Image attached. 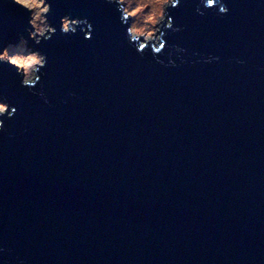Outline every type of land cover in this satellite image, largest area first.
Wrapping results in <instances>:
<instances>
[{
	"label": "water",
	"instance_id": "1",
	"mask_svg": "<svg viewBox=\"0 0 264 264\" xmlns=\"http://www.w3.org/2000/svg\"><path fill=\"white\" fill-rule=\"evenodd\" d=\"M197 3L169 10L164 64L103 0H52L38 85L0 65L17 107L0 133L3 264H264V4ZM62 15L91 38L62 34ZM26 26L0 5V45Z\"/></svg>",
	"mask_w": 264,
	"mask_h": 264
},
{
	"label": "clouds",
	"instance_id": "2",
	"mask_svg": "<svg viewBox=\"0 0 264 264\" xmlns=\"http://www.w3.org/2000/svg\"><path fill=\"white\" fill-rule=\"evenodd\" d=\"M259 2L264 4V0H259ZM181 3L182 0H103L105 6L114 9L119 14L118 20L126 42L137 53L150 52L152 58L159 64L165 63L158 54L162 53L167 45V40L163 38L166 32L180 31L179 27H174L173 17L169 10L179 7ZM0 5L13 10L19 8L27 13V26L25 27L27 39L20 35L16 43L0 45V65H7L14 69V75L20 78L21 87H35L43 75L41 70L47 66V56L36 46H39L42 41H48L57 31L47 19L52 0H0ZM213 6L221 16L229 12L228 0H198L195 11L203 16ZM77 30L87 40L91 38L94 28L87 18H70L69 15L60 17L59 31L62 34L75 35ZM28 41L32 42L31 45ZM175 51L183 53L185 50L176 48ZM167 57V63L175 66L171 52L167 54ZM217 60L219 57L209 56L205 62L210 63ZM237 63H243V61L238 60ZM40 95L44 98L43 92ZM44 99L47 102V99ZM16 112L17 107L11 104L5 96L0 95V117H2L0 133L5 131V121L12 119ZM0 264L3 262L0 261Z\"/></svg>",
	"mask_w": 264,
	"mask_h": 264
},
{
	"label": "rangeland",
	"instance_id": "3",
	"mask_svg": "<svg viewBox=\"0 0 264 264\" xmlns=\"http://www.w3.org/2000/svg\"><path fill=\"white\" fill-rule=\"evenodd\" d=\"M25 39H27V38L25 37Z\"/></svg>",
	"mask_w": 264,
	"mask_h": 264
},
{
	"label": "bare ground",
	"instance_id": "4",
	"mask_svg": "<svg viewBox=\"0 0 264 264\" xmlns=\"http://www.w3.org/2000/svg\"><path fill=\"white\" fill-rule=\"evenodd\" d=\"M50 24V23H49Z\"/></svg>",
	"mask_w": 264,
	"mask_h": 264
}]
</instances>
